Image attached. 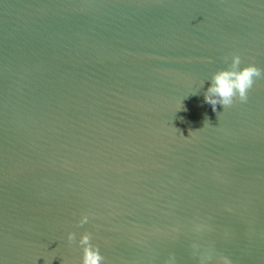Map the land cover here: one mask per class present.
<instances>
[{
    "label": "water",
    "instance_id": "95a60500",
    "mask_svg": "<svg viewBox=\"0 0 264 264\" xmlns=\"http://www.w3.org/2000/svg\"><path fill=\"white\" fill-rule=\"evenodd\" d=\"M233 55L264 0H0V264H264V78L204 100Z\"/></svg>",
    "mask_w": 264,
    "mask_h": 264
},
{
    "label": "clouds",
    "instance_id": "9594fccd",
    "mask_svg": "<svg viewBox=\"0 0 264 264\" xmlns=\"http://www.w3.org/2000/svg\"><path fill=\"white\" fill-rule=\"evenodd\" d=\"M228 58L225 57V62ZM242 61L239 55L231 57V63L227 69H222L215 72L210 81V86L204 93V100L211 105L213 111H216L217 105L224 108H229L238 100L241 103H246L248 93L252 89L255 82L264 78V70H261L255 64H249L243 68L240 67ZM89 220L88 215L82 216L79 221L80 225H84ZM91 234L84 233L79 244L82 246V261L81 264H104L105 257L101 254L98 246L91 243ZM75 240V233L68 234V241ZM223 264H231L226 258L222 257ZM170 264V262H166Z\"/></svg>",
    "mask_w": 264,
    "mask_h": 264
}]
</instances>
